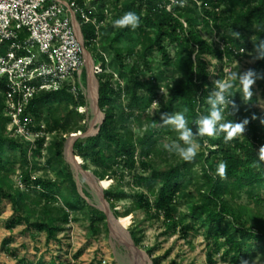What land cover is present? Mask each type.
<instances>
[{"label":"rangeland","instance_id":"obj_1","mask_svg":"<svg viewBox=\"0 0 264 264\" xmlns=\"http://www.w3.org/2000/svg\"><path fill=\"white\" fill-rule=\"evenodd\" d=\"M172 4L170 2L166 9L171 11ZM126 6L125 0H120L116 6L110 5L109 1H106L101 9L105 18L99 25L95 40L88 48H85L83 69L78 86L83 106L77 107L75 110L81 116V120H76V126L83 129L80 132L83 139L86 138L84 137L86 133H91V136L97 135L96 129L103 112L98 109L97 118L91 111V103L88 98L89 76L91 74L98 82V74L112 75L114 86L119 85L121 88L114 105L117 126L123 125L124 129L132 133L134 140H138L145 135L148 121L158 117L157 141L152 146L151 154L145 162L152 170L165 172L186 162L175 152H170L165 148L166 144L171 146L173 142L179 143L182 147H186V145L179 140V133L171 126L164 125L161 118L166 114L162 112V108L165 106L166 90L177 80V76L172 78L168 76L161 55L155 48L148 51L145 56L142 55L140 29L150 34L153 32L151 27L144 25L145 11L139 16L140 24L135 30L131 27H114V21L129 12V10L125 11ZM86 9L100 12L97 8L91 7L90 3L87 4ZM223 9L221 8V10ZM199 12L201 11L199 10ZM183 26L186 28L185 24ZM218 26L219 28H215L211 24L206 25L202 20H199V25L195 30L207 43L222 48L221 36L226 32L222 24ZM186 30L188 31V28ZM227 32L230 33V31ZM165 45L170 56L173 57L175 46L167 44L166 41ZM115 48L122 50V59L116 56ZM239 54L221 61L212 56H203L208 64L210 74L204 89L209 90L210 95L215 96L214 94L219 91L216 82L230 80L234 95L231 97L232 99H225L227 101L222 108L231 107L236 120L245 118V107L249 104L245 99L242 85L238 79H231V74L235 73L237 77L248 75V68L252 67L257 60L255 49L245 50ZM85 55L90 59V66L86 63ZM100 58L103 63L99 61ZM249 78L253 80L250 89L251 97L256 99L251 107L264 114V90L257 85L251 75ZM134 80L145 86L144 89L139 90L140 96L148 94L147 89L149 88L156 93L153 100L156 102L155 104L152 103L147 109L130 105L128 95L122 90ZM225 93L227 94L228 91ZM74 109V105L69 104L65 99L52 97L37 110L35 122L37 127H44L42 143H45V146H41L38 151H35V148L30 149L28 146L12 144L11 140L7 139L1 142L5 154L10 156L12 162H15L13 167L1 172L4 191L6 193L14 192L16 181L20 179V176L31 175L32 178H42L56 183L57 191L50 201L40 200L37 194L30 193L29 199L22 203L29 211L25 216L30 222L52 223L63 231L56 234L55 240L47 241L45 232L29 229L25 224L7 229V222L16 217L17 213L11 202L0 197V264H35L38 260H42L46 264L51 261H55L56 264H152V258H158L159 264H231L221 259L222 251L213 256V263L208 262L207 254L213 240L206 237V229L200 227L201 221L193 223V230L184 236L178 227L173 230L171 225L162 218H154L152 212L133 209V202L138 193L147 195L150 201H154V196L146 187L148 184L138 185L135 180V176L148 177L150 173L149 169H142L139 164L138 153L146 150L145 147L142 149L137 147L136 170L128 171L121 166L114 167L115 173H110L108 189L99 190L80 171L74 169L69 162L68 139L70 135L77 134V130L67 129L64 131L61 127H53L54 122L63 121V118ZM129 114L132 116L128 117ZM222 114L224 118L221 122L226 118L225 113L222 112ZM94 120L95 122L92 124ZM257 126L259 128L257 138L249 135V139L259 151L260 147L264 146V123L258 120ZM50 127L53 129L50 130ZM188 127L195 135L189 122ZM244 135L243 132V134L237 133L235 136L243 138ZM195 139L199 144L196 157L199 156L200 161L202 160L201 156H208L210 149H216V147L209 149L206 141L200 144L198 138ZM58 143L63 144V162L68 168L67 172L70 174L74 187L66 182L62 175H59L63 172L62 165L57 163L54 156V149ZM100 146L104 150L106 149L104 141H101ZM25 153L27 154L26 162L23 161ZM73 155L79 158L81 168L82 165H86L88 170L84 171L92 173L95 170L94 165L84 162L74 153ZM196 157L191 161L192 167L189 173L181 175L178 179L182 186L175 204V216L184 224L191 222L188 217L189 208L198 200L195 191L199 180L200 164L196 161ZM152 188L157 193L160 184L153 183ZM107 190L120 196V199L113 203L114 209L110 208L111 212L116 211L120 215L126 212L130 213V223L124 232L130 240L132 239L129 232H137L141 242L139 245H135V249L144 254L145 258L129 248L125 242L124 234L121 231L113 230L106 216L104 221L95 219L96 222H91L92 213L85 205L101 212L103 209L101 195ZM76 194L82 198V201L76 200ZM64 197L76 200L75 204L80 209L71 211L64 208L62 205ZM230 202L237 210L243 212L241 223L255 226L254 231L264 230V190L261 187L256 186L237 191L234 199ZM17 203L19 202L17 201ZM65 214L68 215L67 222L63 221ZM223 241V238H219L216 242L221 245ZM249 245L251 258L247 260L248 264H264V246L252 239L249 241ZM147 250H151L150 256L146 253Z\"/></svg>","mask_w":264,"mask_h":264},{"label":"trees","instance_id":"obj_2","mask_svg":"<svg viewBox=\"0 0 264 264\" xmlns=\"http://www.w3.org/2000/svg\"><path fill=\"white\" fill-rule=\"evenodd\" d=\"M106 1H109V4L113 6L120 2V0L92 1L90 6L97 8L100 12L86 9L89 17H95L97 22H102L105 15L101 9ZM79 2L81 3V0ZM125 2L127 5L125 11L135 12L138 16H141L142 12L145 11L144 25L153 29L151 34L140 29L142 55L145 56L148 51L155 48L161 55L168 76L170 78L177 76V80L166 90L163 113L168 115L183 113L195 133L197 132L195 120L199 116L209 115L212 106L207 101L209 98L215 99V96L210 95L209 90L204 89L210 74L208 64L203 56H212L221 61L234 55H240L241 50L243 52L255 49L257 60L247 71L257 85L264 90V0H185L183 7L177 0L171 5V11L166 9L170 3L168 0H125ZM221 8L224 9L221 10ZM199 20H202L206 25L211 24L215 28H219L218 25L222 24L226 32L221 36L222 48L207 43L195 30L199 25ZM183 23L188 31L184 28ZM81 33L84 47L88 48L96 38L95 28L91 24L83 25L81 26ZM252 36L253 39H251ZM165 41L167 44L175 46L173 57L167 51ZM115 51L116 56L122 59V50L115 48ZM99 61L103 63L102 58ZM97 80L99 83L97 104L105 118L97 135L84 139L79 138L75 141L73 153L84 162L94 165L95 170L92 174L99 181H104L111 179L110 173H115V166H121L128 171L136 170L137 147L141 149L145 147L146 150L138 153L139 164L142 169H149L150 173L148 177L135 176V180L138 185L148 184L146 187L154 196V201H150L147 195L138 193L133 202V209L152 212L154 218H162L171 225L173 230L178 227L184 236L193 230V223L201 221L200 227L206 229V237L213 240L207 254L209 263H213V256L220 251H222L221 259L231 264H241V260H249L251 258L249 241L252 239L264 246V230L254 231L255 226H247L245 223H241L243 212L237 210L230 200L234 199L237 191L246 188L259 186L264 190V164H261L259 168L252 166L258 160V150L249 139V135L257 138L259 132L257 122L258 120L264 121V114L251 107L256 99L254 97L247 99L249 105L245 107L246 115L241 120L235 119L231 107L222 108L223 105H217L226 115L225 120L221 123L248 121L245 125L243 138L235 136L226 143L224 137L227 135V131L213 137H197L200 144L206 141L209 149L212 147H216V149H210L208 156H201V161L199 156L196 157V161L200 164L199 180L195 191L198 200L189 208L188 217L191 222L184 224L182 220L176 219L175 204L182 186L178 179L181 175L189 173L192 167L191 162H184L180 166L170 168L165 172L152 170L145 161L151 154L152 146L157 141L158 117L148 121L146 133L141 139L134 140L132 133L124 129L123 125L117 126L115 121L114 105L121 92L120 86H114L112 75L98 74ZM144 88V85L134 80L122 91L128 95L130 105L147 109L153 103L156 93L149 88L147 89L148 94L140 96L139 90ZM2 89L0 85V91ZM227 91V94L224 93L225 99H232L231 97L234 95L233 86ZM52 97L65 99L75 108L63 118V121L54 122L53 127H61L64 131L76 129L77 132H82L83 129L76 126L77 121L81 120V116L75 111L77 107L83 106L82 96L79 93L78 98L75 99L65 89L52 94H39L31 100L29 112L35 121L37 120V110ZM1 100L0 94V103ZM118 107L120 108V105ZM131 116L132 114H129L128 117ZM6 121V118L0 114V197L11 202L17 213L16 217L7 222L6 228L12 229L17 225L25 224L29 229L45 232L47 241L55 240L56 234L63 230L52 223L30 222L25 216L29 211L22 202L29 199L30 193L37 194L40 200L50 201L57 191L56 183L27 175L25 177L20 176V182L24 189L20 190L16 185V190L11 193H6L3 189L1 172L13 167L15 162H12L10 156L5 154L1 142L7 139L8 141L11 140L12 144L27 146L19 140L6 137ZM53 127L49 129L52 130ZM162 130L165 131V129ZM101 141L106 144L105 150L100 146ZM41 145L42 140L37 141L35 151H38ZM62 151L63 144L58 143L54 149V156L57 163L62 165L63 172L59 175H62L66 182L72 185L70 174L67 172L68 168L63 162ZM26 155L25 153L23 156L24 162L27 160ZM221 161L227 163V173L223 179L217 173ZM82 169L88 170L85 164L82 165ZM157 182L160 184V188L155 193L152 184ZM72 186L74 187V185ZM103 195L113 210V203L119 200L120 196L113 194L110 190L105 191ZM76 198V200L82 201L78 194H76ZM76 200L73 201L69 197H64L62 205L71 211H77L80 208L75 204ZM85 207L92 213V223L96 220L104 221L105 215L102 212L88 205ZM113 215L118 219L129 216L130 213L126 212L120 215L113 211ZM67 216L64 215V222H67ZM129 233L134 244L139 245L141 240L137 236V232L130 231ZM219 238L224 239L221 245L216 242ZM146 253L150 256L151 250H147ZM151 261L152 264H159L158 258H152ZM35 264L46 263L38 260ZM49 264L56 263L51 261Z\"/></svg>","mask_w":264,"mask_h":264},{"label":"built area","instance_id":"obj_3","mask_svg":"<svg viewBox=\"0 0 264 264\" xmlns=\"http://www.w3.org/2000/svg\"><path fill=\"white\" fill-rule=\"evenodd\" d=\"M92 1L0 0V114L8 139L30 149L44 139V127L29 112L39 94L65 89L78 98L85 53L81 26L93 25L97 36L102 23L86 12ZM16 186L24 189L20 179Z\"/></svg>","mask_w":264,"mask_h":264},{"label":"clouds","instance_id":"obj_4","mask_svg":"<svg viewBox=\"0 0 264 264\" xmlns=\"http://www.w3.org/2000/svg\"><path fill=\"white\" fill-rule=\"evenodd\" d=\"M174 3L177 0H173ZM181 7L185 6V0H179ZM140 17L132 11L126 12L122 17L114 21V27L117 28H126L131 27L135 30L139 27ZM251 74L249 73L246 76L237 77L235 73L231 74V79H238L240 84L243 87V92L245 99H249L252 96L251 86L253 80L249 78ZM216 87L219 89L214 95L215 99L209 98L208 103L212 106L209 115L199 116L195 123L197 125V132L195 135L188 127V121L185 118L183 113L175 114H165L161 118L163 124L171 126L173 130L179 133V140L183 141V144L186 147H182L179 143L173 142L171 146L169 144L165 145V148L170 152H175L181 159L186 162H191L197 155L199 144L196 142V137H213L219 135L221 132L227 131L225 135V142L231 141L237 133L243 134L245 130V125L248 123L247 120H244L241 123H221L223 120L222 109L218 108L217 105H225V96L224 93L232 87L230 80L226 81H217ZM156 102H153L155 104ZM264 123V121H261ZM258 160L253 163V167L259 168L261 164H264V146H261L258 151ZM218 175L223 179L226 177L227 173V163L221 161L217 168ZM241 264H248V261L241 260Z\"/></svg>","mask_w":264,"mask_h":264},{"label":"bare ground","instance_id":"obj_5","mask_svg":"<svg viewBox=\"0 0 264 264\" xmlns=\"http://www.w3.org/2000/svg\"><path fill=\"white\" fill-rule=\"evenodd\" d=\"M85 59H86V63L88 64V66H90L91 62H90V59L88 58L87 55H85ZM96 90H97L96 81L93 78V76L90 74L89 82H88V98H89L90 103H91V111L98 118V114L99 113H98V109H97V106H96V96H97ZM95 120L92 122V124L95 122ZM68 156H69V162L72 165V167L74 169L80 171L78 164H81V162H80L79 158L76 157V159H74L71 156L69 144H68ZM84 176L87 177L89 179V181H91L88 176H86V175H84ZM109 185H110V182L108 180H104V181H101V187L100 188L102 190L103 189H108ZM102 204H103V208H105V205H104L103 201H102ZM129 223H130V217L126 216V217L119 218L117 223L113 222L111 220L110 221V226H111V228L113 230L121 231L124 234V236H125V242L128 244L129 248H131V250H133L135 253L139 254L141 257L145 258L144 254L140 253L139 251H137L132 246L128 235L124 232L127 229Z\"/></svg>","mask_w":264,"mask_h":264},{"label":"water","instance_id":"obj_6","mask_svg":"<svg viewBox=\"0 0 264 264\" xmlns=\"http://www.w3.org/2000/svg\"><path fill=\"white\" fill-rule=\"evenodd\" d=\"M82 41H83V39H82ZM96 84H97V90H96V93H97V96H96V106H97V109H99L98 104H97V102H98V87H99V85H98V82H96ZM104 118H105V115L103 113H101L100 123H99V125H98V127L96 129L97 132H98L100 126L102 125V123L104 121ZM91 135H92L91 133H86L84 135V137H88V136H91ZM81 137H82L81 133L80 132H77V134L70 135V137L68 139V141H69V147H70V153H71V156L74 159H76V157L73 155V145H74L75 141L77 139L81 138ZM80 165L81 164H78L80 172L83 175L88 176L90 178V180L99 188V190H101V188H100L101 187V181H99L92 173H90L88 171H84L81 168ZM101 199L103 200L104 205H105V208L101 209V212L106 216V218H107V220H108L109 223H110L111 220L113 222H116L117 223L118 222V219L114 217L113 213L110 210L109 204L106 202V200L104 199V196L103 195H101ZM130 242H131L132 246L135 248L134 242L132 240H130Z\"/></svg>","mask_w":264,"mask_h":264},{"label":"crops","instance_id":"obj_7","mask_svg":"<svg viewBox=\"0 0 264 264\" xmlns=\"http://www.w3.org/2000/svg\"><path fill=\"white\" fill-rule=\"evenodd\" d=\"M61 2H65V0H60Z\"/></svg>","mask_w":264,"mask_h":264}]
</instances>
